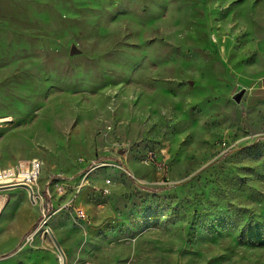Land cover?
Returning a JSON list of instances; mask_svg holds the SVG:
<instances>
[{
	"label": "rangeland",
	"instance_id": "1",
	"mask_svg": "<svg viewBox=\"0 0 264 264\" xmlns=\"http://www.w3.org/2000/svg\"><path fill=\"white\" fill-rule=\"evenodd\" d=\"M85 146L89 223L0 188V264H264V0H0V170Z\"/></svg>",
	"mask_w": 264,
	"mask_h": 264
},
{
	"label": "built area",
	"instance_id": "2",
	"mask_svg": "<svg viewBox=\"0 0 264 264\" xmlns=\"http://www.w3.org/2000/svg\"><path fill=\"white\" fill-rule=\"evenodd\" d=\"M6 123H12V121H6ZM153 159L154 156L150 155L149 161L153 162ZM95 160L85 161L81 158L77 159V163L82 165V167L79 168V171L74 176H67L64 173L50 175L46 179L43 189L38 190V192H35L33 188L41 174V163L37 160L19 162L11 169L0 170V188L19 185L31 188L33 193L31 202L37 203L39 201L41 203V221L46 220V215L51 209L50 204H53L52 196H56L58 210L72 215L81 223L88 224L86 211L76 203V199L87 183L88 175L99 168L106 167L104 162H96ZM110 185L111 181L109 179L104 181V186L98 189L101 196L109 194Z\"/></svg>",
	"mask_w": 264,
	"mask_h": 264
},
{
	"label": "crops",
	"instance_id": "3",
	"mask_svg": "<svg viewBox=\"0 0 264 264\" xmlns=\"http://www.w3.org/2000/svg\"><path fill=\"white\" fill-rule=\"evenodd\" d=\"M18 122H21V121H18ZM90 140L91 139H87V141H90ZM79 149H81V148H78V149L73 148V150H72L73 152L69 153V154L73 155V156H70V158L72 159L73 164L76 165V166L74 165L71 169V170H73V172L75 171L74 174H76L79 171L77 159L84 158L85 161H91L92 158L94 159V153L92 152V149L90 146H85V148H83L81 150H79ZM46 173L48 174V172H46ZM74 174H72V175L74 176ZM49 175H51V174L49 173L46 177H48ZM72 175H68V176H72Z\"/></svg>",
	"mask_w": 264,
	"mask_h": 264
},
{
	"label": "water",
	"instance_id": "4",
	"mask_svg": "<svg viewBox=\"0 0 264 264\" xmlns=\"http://www.w3.org/2000/svg\"><path fill=\"white\" fill-rule=\"evenodd\" d=\"M71 54H77V50L74 47L71 48ZM19 186L22 187V188H24L27 191L29 200L32 201V199H33V193H32L31 188H29L28 186H24V185H19ZM48 232H49V236H50V238H51V240H52L55 248L57 249V251H58V253L60 255L61 263L62 264H65V256L63 254V251L61 250V248H60L57 240L53 236V234L50 231H48Z\"/></svg>",
	"mask_w": 264,
	"mask_h": 264
},
{
	"label": "trees",
	"instance_id": "5",
	"mask_svg": "<svg viewBox=\"0 0 264 264\" xmlns=\"http://www.w3.org/2000/svg\"><path fill=\"white\" fill-rule=\"evenodd\" d=\"M33 228H35V227H33ZM12 253H13V252H12ZM12 253H10V254H7V255L0 256V259H2V258H4V257H7V256H9V255H11Z\"/></svg>",
	"mask_w": 264,
	"mask_h": 264
}]
</instances>
